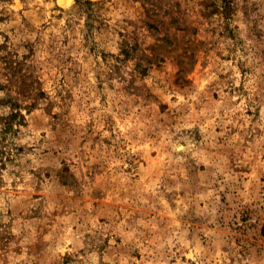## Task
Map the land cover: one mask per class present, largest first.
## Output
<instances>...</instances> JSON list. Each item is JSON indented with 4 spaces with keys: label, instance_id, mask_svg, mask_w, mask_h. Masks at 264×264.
I'll list each match as a JSON object with an SVG mask.
<instances>
[{
    "label": "rangeland",
    "instance_id": "obj_1",
    "mask_svg": "<svg viewBox=\"0 0 264 264\" xmlns=\"http://www.w3.org/2000/svg\"><path fill=\"white\" fill-rule=\"evenodd\" d=\"M0 264H264V0H0Z\"/></svg>",
    "mask_w": 264,
    "mask_h": 264
},
{
    "label": "bare ground",
    "instance_id": "obj_2",
    "mask_svg": "<svg viewBox=\"0 0 264 264\" xmlns=\"http://www.w3.org/2000/svg\"><path fill=\"white\" fill-rule=\"evenodd\" d=\"M70 0H62V3L67 4Z\"/></svg>",
    "mask_w": 264,
    "mask_h": 264
},
{
    "label": "trees",
    "instance_id": "obj_3",
    "mask_svg": "<svg viewBox=\"0 0 264 264\" xmlns=\"http://www.w3.org/2000/svg\"><path fill=\"white\" fill-rule=\"evenodd\" d=\"M13 117V116H12ZM22 117V116H21Z\"/></svg>",
    "mask_w": 264,
    "mask_h": 264
}]
</instances>
